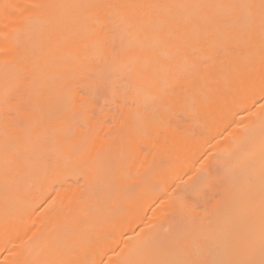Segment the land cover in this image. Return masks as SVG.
<instances>
[{"label":"bare ground","instance_id":"bare-ground-1","mask_svg":"<svg viewBox=\"0 0 264 264\" xmlns=\"http://www.w3.org/2000/svg\"><path fill=\"white\" fill-rule=\"evenodd\" d=\"M262 0H0V264H264Z\"/></svg>","mask_w":264,"mask_h":264},{"label":"snow or ice","instance_id":"snow-or-ice-1","mask_svg":"<svg viewBox=\"0 0 264 264\" xmlns=\"http://www.w3.org/2000/svg\"><path fill=\"white\" fill-rule=\"evenodd\" d=\"M262 9H264V0H262ZM262 24H264V19H262Z\"/></svg>","mask_w":264,"mask_h":264}]
</instances>
